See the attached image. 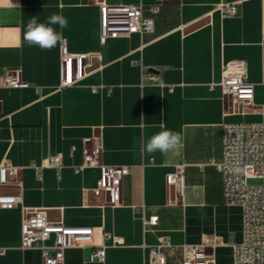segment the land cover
Masks as SVG:
<instances>
[{"label":"crops","instance_id":"crops-1","mask_svg":"<svg viewBox=\"0 0 264 264\" xmlns=\"http://www.w3.org/2000/svg\"><path fill=\"white\" fill-rule=\"evenodd\" d=\"M238 3L236 15L221 5ZM144 4L156 0H0V165L18 168L0 185V264H43L40 248L21 247L25 208L44 209L49 220L94 228L93 245L69 247L64 264H148L149 247L169 238L177 246L166 264H182V246L204 247L210 264H233L234 245L243 240V211L223 198L225 123L264 121V0H167L154 14L155 31L109 36L101 43V5ZM61 14L68 51L89 60L61 61V41L41 50L24 40L32 17L46 22ZM145 15H151L147 9ZM244 60L253 84L248 104L234 106L222 94L223 66ZM7 68H20L31 85L3 84ZM148 73H158L152 82ZM66 83V84H65ZM163 112V115L161 113ZM165 128L179 132L182 147L146 153L144 145ZM98 137L102 161L129 166L121 203L111 205L95 188L98 168H84V138ZM62 157L60 168L37 166L47 156ZM184 163L185 192L166 182ZM157 216L155 225L144 220ZM123 238L113 244L104 234ZM106 246L103 262L91 261Z\"/></svg>","mask_w":264,"mask_h":264},{"label":"built area","instance_id":"built-area-1","mask_svg":"<svg viewBox=\"0 0 264 264\" xmlns=\"http://www.w3.org/2000/svg\"><path fill=\"white\" fill-rule=\"evenodd\" d=\"M159 4L167 0H156ZM159 4L146 8L144 4H126L123 6L101 5V43L109 36H128L134 31L153 33L155 31L154 14L159 12ZM151 15H145L146 10ZM221 9L229 15L238 13V3L228 2ZM264 82V30L261 39ZM73 59L89 60L88 54H72L68 51L66 40L61 41V61L70 63ZM152 82H161L158 73H148ZM3 84L11 88H27L31 84L21 77L20 68H7L3 75ZM66 84V83H65ZM222 94L231 98L234 106L248 104L252 97L253 84L248 79L247 64L244 60L228 61L222 70L220 80ZM84 160L77 166L76 172L84 168H98L100 179L95 188L97 192L108 194V203H121V184L130 173L129 166L108 165L102 161L103 145L98 137L84 138ZM222 157L215 163L222 174L223 198L227 205L240 206L243 211V240L234 245L233 264H264V121L234 122L223 125ZM62 157L47 156L37 166L60 168ZM18 168L9 161L0 165V185L15 178ZM186 165L179 163L175 171L168 174L166 182L174 186L183 196L185 192ZM250 180H257L251 183ZM15 198L0 196V206L15 203ZM157 216L144 220L145 225L157 224ZM113 244L123 243V238L104 234ZM94 228L86 226H67L61 221L49 220L44 209L25 208L21 222V247L40 248L43 264H64L65 250L69 247L93 245ZM177 246L169 238H162L158 244L149 247L148 264H166L167 252H173ZM182 264H210L209 254L204 247L197 245L182 246ZM106 246L92 251L91 261L103 262Z\"/></svg>","mask_w":264,"mask_h":264},{"label":"clouds","instance_id":"clouds-1","mask_svg":"<svg viewBox=\"0 0 264 264\" xmlns=\"http://www.w3.org/2000/svg\"><path fill=\"white\" fill-rule=\"evenodd\" d=\"M55 25L61 29L68 26V20L61 14H51L46 22H38L37 18L32 17L24 32V40L32 46H37L41 50H51L63 40L62 32H58ZM163 115V112L161 113ZM161 131L153 134L145 143L144 151L148 154L156 152L168 153L176 151L182 147L183 137L179 132L167 129L161 124Z\"/></svg>","mask_w":264,"mask_h":264},{"label":"rangeland","instance_id":"rangeland-1","mask_svg":"<svg viewBox=\"0 0 264 264\" xmlns=\"http://www.w3.org/2000/svg\"><path fill=\"white\" fill-rule=\"evenodd\" d=\"M251 183H256L258 182L257 180H250Z\"/></svg>","mask_w":264,"mask_h":264}]
</instances>
